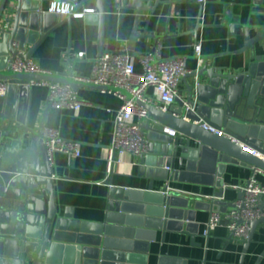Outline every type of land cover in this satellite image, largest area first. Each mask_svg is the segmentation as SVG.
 <instances>
[{"label":"crops","instance_id":"1","mask_svg":"<svg viewBox=\"0 0 264 264\" xmlns=\"http://www.w3.org/2000/svg\"><path fill=\"white\" fill-rule=\"evenodd\" d=\"M50 1L42 0L44 10ZM69 1L76 4L75 8H93L94 12L84 17L49 14L47 22L53 27L30 57L47 72L89 77L100 54L96 0ZM127 4L128 0H104L102 44L104 51L127 50L130 36L136 30L139 36L132 45L136 53L131 57L137 71L142 69L138 58L146 52L157 53L163 59L184 56L186 67L194 70L197 60L193 47L200 41L202 55L209 65L237 73L247 71L257 62L258 72H264V0H205L204 4L196 0H143L150 9H142L138 19L136 11ZM3 16L9 19L11 28L14 17L11 3L0 19V26ZM243 28H248L250 37L258 35L254 45L244 47ZM30 47L27 43L25 50H18L17 55ZM81 51L83 56L79 57ZM183 87L180 82L182 98ZM76 89L83 100L78 114L71 109L49 106L44 124L57 128L64 138L80 143L79 156L58 152L50 165L61 212L70 208L78 220L101 222L106 217L110 184L128 188L129 197L137 199L141 195L138 191L147 190L151 182L153 192H173L186 198L189 201L187 218H182L176 207L171 212L174 215L166 219L165 227L154 217L142 216L139 222L141 217L129 221L121 213H113L115 227L122 228L124 234V229H131L132 236H119L131 241L128 249H117L123 252V264H264V222L256 225L246 245L245 240L230 235L225 221L209 235H203L210 211L223 213L240 197L241 191L231 185L243 186L251 167L235 159L225 165L221 174L223 195L219 198L225 202L222 204L212 201L217 176L198 162L189 167L176 165L175 170L162 167L161 172L155 171L152 176L140 174L139 155L128 153L123 162L114 164L108 175L106 152L112 143L113 120L122 99L98 87L80 85ZM30 91L28 98L20 103V110H25L28 104V124L36 128L46 107L47 88L34 85ZM147 93L151 94L150 88ZM154 135L149 129L143 132L147 140ZM256 177L264 183V175ZM150 197L156 199L155 195Z\"/></svg>","mask_w":264,"mask_h":264},{"label":"water","instance_id":"2","mask_svg":"<svg viewBox=\"0 0 264 264\" xmlns=\"http://www.w3.org/2000/svg\"><path fill=\"white\" fill-rule=\"evenodd\" d=\"M103 2L96 0L95 4L100 54L104 52ZM10 3L14 8L11 28L0 26V79L8 81L6 93L0 96V264H123V252L117 249L130 247L131 241L120 237L132 236L131 229H124V234L122 228L115 227L113 213H121L129 221L141 217L139 222L142 216L154 217L166 227V219L174 215L171 212L176 207L181 217L187 218L189 201L173 192H153L151 182L147 190L137 192L141 194L137 199L129 197L128 188L110 184L106 217L101 222L78 220L70 208L60 211L52 168L41 137L50 105L47 101L38 127L32 128L28 124V104L25 110H20V103L31 92L27 85L30 80L64 82L73 88L101 86L78 81L73 75L5 69L9 57L25 50L27 43L31 47L20 56H31L52 29L47 17L54 14L43 9L42 0H0V18ZM127 6L136 11V19L142 9H150L143 0H128ZM242 34L244 47L254 45L258 35L250 37L248 28H243ZM138 36L133 30L127 50L114 51L134 55L132 45ZM202 58L204 62L197 69L181 78L183 98L165 110L153 103L143 104L148 118L140 124L142 134L149 129L155 135L148 140V152L139 155V173L153 176L166 166L175 170L176 165L204 164L209 173L217 176L212 201L222 204L225 202L219 200L223 195L221 174L226 164L235 159L243 165L264 168L262 159L239 144L264 152V72H258L257 62L245 72L233 73L221 66L209 65L208 59L203 55ZM120 91L130 97L125 90ZM201 123L222 130L223 134L209 131ZM165 127L177 130V134L168 135ZM153 195L156 199H151ZM259 222H264V217L250 223L245 245Z\"/></svg>","mask_w":264,"mask_h":264},{"label":"built area","instance_id":"3","mask_svg":"<svg viewBox=\"0 0 264 264\" xmlns=\"http://www.w3.org/2000/svg\"><path fill=\"white\" fill-rule=\"evenodd\" d=\"M204 4L205 0H196ZM75 3L69 0H51L45 11L58 16L70 15L73 17H84L93 13V8H75ZM2 17V16H1ZM1 19V18H0ZM9 29V19L3 16L1 25ZM200 41L193 47V54L197 60V69L203 61ZM13 45H17L16 42ZM83 56V52H78ZM142 66L140 71L135 69L134 59L126 53L115 51H104L94 60L92 74L89 77H75L76 80L89 82L101 86V90L117 94L122 102L115 112L113 120L112 143L106 152V173L110 175L115 163L124 161L126 154L142 155L148 152V140L143 136L140 124L148 118L144 103H153L163 110L172 106L182 95L179 83L181 78L190 73L185 64L184 56L161 58L159 54L146 52L139 56ZM5 69L14 72H45L39 64L31 57L22 58L19 55L9 57ZM27 85L45 86L47 88V101L50 106L71 109L78 114L83 100L79 97L77 89L69 83L50 80H30ZM8 81L0 79V96L7 91ZM151 89V94L147 89ZM123 89L130 97L120 90ZM138 118V120H135ZM202 127L214 133L223 134L222 130L201 123ZM164 131L170 136H175L177 130L165 127ZM42 142L46 149L49 164L54 163L55 153H65L76 157L80 155V143L75 140L64 138L59 130L54 127L44 126L42 128ZM235 140V139H233ZM244 150L264 161V152L257 148L239 143ZM251 173L246 178L243 186L231 185L234 189L242 192L235 199L230 208L221 213L219 210H211L206 221L203 235L207 236L217 226L226 223L231 236L240 240H247L250 235V223L253 220L264 217V183L259 181L257 174L264 175V168L254 164L249 165ZM166 168H169L166 166ZM208 198V195H204Z\"/></svg>","mask_w":264,"mask_h":264}]
</instances>
